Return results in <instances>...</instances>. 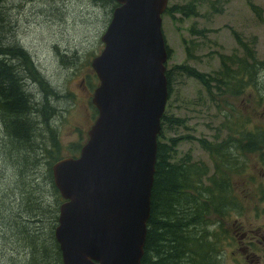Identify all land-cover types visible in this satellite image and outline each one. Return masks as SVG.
<instances>
[{
  "label": "trees",
  "instance_id": "1",
  "mask_svg": "<svg viewBox=\"0 0 264 264\" xmlns=\"http://www.w3.org/2000/svg\"><path fill=\"white\" fill-rule=\"evenodd\" d=\"M209 1L212 6L218 3ZM93 2L109 5L112 11L117 6L116 0ZM251 8L259 20H264L260 5L252 4ZM176 11L185 16H198L195 1L185 5H168L164 14L174 17ZM7 19L6 0H0V136L3 137V147L8 150L2 148L7 158L13 161L15 157V164L22 166L25 178V174L35 172L42 163L48 166L47 179L54 203L47 198L42 181L29 185L17 182L15 191L19 190L21 195L20 205L17 201L13 207L7 203L0 215L4 213L15 229V237L20 243H10L21 244L20 254L24 264H62V251L55 229L64 199L55 185L52 166L65 156H77L84 144L81 139L68 146L64 144L57 123L63 110L57 104L59 99L75 98V95L72 92L60 95L49 79L37 69L33 56L13 43L15 35L7 33ZM205 31L191 29L192 34ZM236 37L242 54H221L222 67L214 75L201 72L191 65H175L173 69L167 70L170 93L176 71L193 76L207 85L210 97L218 102L217 107L226 118L222 127H228L232 134L224 142L202 143L211 152L214 163V173L210 175L209 166L202 160L193 158L192 161L190 153L178 157L176 147L182 140L191 137L168 135L169 130H176L183 124V119L181 116L164 114L158 138L151 216L141 264H224L222 243L234 244L227 225L234 222L242 224L239 218L233 220L230 217V212H240V206L244 203L243 194L239 195L233 184L235 176L247 173L246 182L249 185L258 184L252 193L246 192L245 198L255 203L256 210H260V202L264 200V185L255 181L254 176L246 170L248 165L243 157L237 156L235 147L245 149H242L245 155L248 150L264 146V121L252 123L249 114L242 112L237 103L240 94L245 93L246 89L264 90L260 83L256 84L260 71H264V59L257 56L256 37L248 39L240 34ZM184 42L189 50L196 46L193 39H184ZM168 52H172L170 47ZM189 56L193 60L198 59L192 53ZM89 58L86 65L92 62ZM87 76L90 88L86 93L88 103L94 109L93 119L97 117L98 111L92 103L91 94L98 80L95 84L96 75L89 73ZM33 87L39 89L36 88L35 92ZM214 87L216 94L211 90ZM42 130L49 140L44 139L46 134ZM40 135L43 138L38 140ZM166 136H169L170 143L163 141ZM13 252H16L15 249Z\"/></svg>",
  "mask_w": 264,
  "mask_h": 264
},
{
  "label": "rangeland",
  "instance_id": "2",
  "mask_svg": "<svg viewBox=\"0 0 264 264\" xmlns=\"http://www.w3.org/2000/svg\"><path fill=\"white\" fill-rule=\"evenodd\" d=\"M190 1L196 2L198 16H185L176 11L174 17L170 14H164L163 17V32L167 45L172 50L167 61L168 70L173 69L175 65H191L201 72L214 75L221 70V54H242L237 34L248 39L256 37L257 56L264 59V20H259L251 8L252 4L260 5L264 16V0H214L218 2L215 6H212L209 0H170L169 5H185ZM112 12L109 5H98L93 0H6L8 13L6 26L9 29L7 33L15 35L13 43H17L33 56L37 69L49 79L50 84L60 95L65 96L68 92L75 95V98L61 97L57 103L63 109L57 119L61 141L67 146L78 143L80 139L85 142L88 129L96 119V117L92 119L94 109L89 105L86 93L90 88L87 74L95 73L91 63L86 65V61L90 57L91 62L104 48L102 35L111 20ZM192 28L206 31L192 34ZM184 39H193L196 46L189 50ZM75 52L77 54H74ZM91 53L93 55L90 56ZM190 53L198 59H191ZM230 64L234 66L232 62ZM84 79L86 82H83ZM97 80L98 78H94L95 84ZM258 83L264 88L263 70L256 79V84ZM36 88L33 87L35 92ZM211 90L217 93L215 87ZM209 92L207 85L200 80L176 71L165 113L181 116L183 119V124L176 130L173 128L169 130L168 135L191 137L182 140L176 147L178 157L190 153L192 161L193 158L202 160L209 166L211 175L214 173L211 152L205 149L206 146L202 143H219L232 133L228 127H222L226 118L217 107L218 102L212 100ZM240 95L238 106L242 112L249 114L252 123L264 121V117H261L264 98L257 99L264 97V90L246 89L245 93ZM44 133L46 134L45 131ZM41 138H43L41 135L40 139L37 137L38 140ZM44 139L49 140L47 134ZM2 141L3 137L0 136V211H3L7 203L13 207L17 201L20 205L21 195L19 190L15 191L18 187L17 182L21 184L26 182L29 185L31 182L42 181L47 198L54 203L47 179L48 166L42 163L35 172L25 174L26 178L23 177V168L18 163L15 164V157L12 161L5 156V150L8 149L3 147ZM163 141L170 143L169 136ZM233 143L239 144L236 141ZM235 149L239 152L243 148ZM249 156L250 171L253 172L260 161V156L259 154ZM263 174L259 175L257 182L261 181L264 185ZM242 179L235 176L233 180L239 195ZM243 185H246V192L252 193L258 184ZM242 199L244 203L240 206V212H230L232 214L230 217L233 220L239 218L245 230L264 228V200L260 202V210H256L255 203L243 195ZM3 214L0 215V264H24L25 261L20 254L21 244L10 243L13 241L20 243L15 237V229ZM231 238L233 246L222 243L224 264H252L246 260L238 238ZM14 249L17 254L13 252ZM252 250L264 256V247L255 244Z\"/></svg>",
  "mask_w": 264,
  "mask_h": 264
},
{
  "label": "water",
  "instance_id": "3",
  "mask_svg": "<svg viewBox=\"0 0 264 264\" xmlns=\"http://www.w3.org/2000/svg\"><path fill=\"white\" fill-rule=\"evenodd\" d=\"M91 62L98 114L79 155L52 166L64 201L62 264H141L170 90L163 14L169 0H116Z\"/></svg>",
  "mask_w": 264,
  "mask_h": 264
},
{
  "label": "flooded vegetation",
  "instance_id": "4",
  "mask_svg": "<svg viewBox=\"0 0 264 264\" xmlns=\"http://www.w3.org/2000/svg\"><path fill=\"white\" fill-rule=\"evenodd\" d=\"M261 117H264V108L261 112ZM226 140V139H225ZM224 142V141H222ZM231 142V141H230ZM253 142V141H252ZM220 143V142H219ZM205 149H207L206 147H204ZM241 149V148H240ZM245 150V149H243ZM243 150L241 149L239 152L237 151V156L239 158L243 157V160L246 161L248 167H247V171L252 174L255 178V181L259 180V175L263 174V170H264V146L263 145H259L257 148L253 149V150H248L245 152V155L243 153ZM246 154L248 155V158L246 157ZM249 154H259L260 156V161L257 162V165L255 166V171L251 172V166H249V161L250 156ZM264 175V174H263ZM246 176L247 173L241 174L240 178H243V184H247L246 182ZM238 179V178H237ZM260 183H262L260 181ZM240 184L239 190H240V194H243L244 198H245V194H246V185ZM249 184V183H248ZM235 189H236V185L234 184ZM263 201V200H262ZM227 223V221H226ZM228 226L230 227V233H232L231 237L233 238H238L239 240V244L242 245V252L246 255V260H248L250 263L252 264H264V256H261L260 254H258L255 250L253 251L252 248L255 244H257L258 246H262L264 247V228L262 227H257V228H252V229H244V225L243 223H238V222H234V223H228Z\"/></svg>",
  "mask_w": 264,
  "mask_h": 264
}]
</instances>
